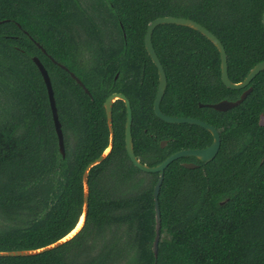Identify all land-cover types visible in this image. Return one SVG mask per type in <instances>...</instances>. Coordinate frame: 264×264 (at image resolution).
Instances as JSON below:
<instances>
[{
    "label": "trees",
    "instance_id": "obj_1",
    "mask_svg": "<svg viewBox=\"0 0 264 264\" xmlns=\"http://www.w3.org/2000/svg\"><path fill=\"white\" fill-rule=\"evenodd\" d=\"M263 12L264 0H0V251L38 249L76 226L85 168L109 144L110 94L130 99L134 152L143 163L212 143L207 129L154 112L159 74L145 47L152 20L180 16L206 26L225 47L230 79L239 82L264 60ZM152 42L167 76L161 110L202 119L221 137L212 160L185 156L165 168L157 253L160 174L130 159L126 107L118 99L113 147L88 174L82 228L57 247L0 256V264H264V70L247 87L231 89L221 79L220 52L198 30L160 24ZM34 56L52 82L64 155ZM248 87L239 104L210 106L237 100Z\"/></svg>",
    "mask_w": 264,
    "mask_h": 264
},
{
    "label": "water",
    "instance_id": "obj_2",
    "mask_svg": "<svg viewBox=\"0 0 264 264\" xmlns=\"http://www.w3.org/2000/svg\"><path fill=\"white\" fill-rule=\"evenodd\" d=\"M262 22L264 25V12L262 15ZM164 23H175V24H179V25H184V26H188L191 27L195 30H198L199 32H201L203 35H205L209 40H211L213 42V44L217 47L218 51L220 52V58H221V79L222 82L229 88L231 89H242L248 86V84L252 81V79L262 70H264V60L256 63L247 73V75L245 76V78L239 82H234L230 79L229 77V73H228V56H227V52L225 50V47L222 43V41L211 31L209 30L206 26H204L203 24L197 22L194 19L191 18H187V17H180V16H161V17H157L154 20H152L147 27L146 33H145V47L147 52L149 53L152 61L154 62V64L156 65L157 69H158V74H159V84H158V89H157V93L154 99V112L155 114L161 118L162 120L166 121V122H170V123H190V124H195V125H199L205 129H207L209 132H211L212 136H213V141L212 143L205 147V148H184V149H180L172 154H170L167 158H165L162 162L156 164V165H148L146 163H143L135 154L134 152V146H133V137H132V121H133V114H132V106L130 103V99L123 93L121 92H114L112 94H110L105 102H104V107H105V113H106V118H107V124H108V128L110 131V136H109V144L108 146L104 149V151L102 152V154L97 157L95 160H93L92 162H90L87 167L85 168V171L83 173V187H84V205H83V212L76 224V226L64 237H62L61 239L57 240L54 243H51L49 245H46L44 247L38 248V249H20V250H10V251H0V256H18V255H31V254H35V253H39L48 249H51L53 247H57L58 245L62 244L63 242H65L66 240L70 239L72 236H74L83 226L85 219H86V215H87V211H88V201H89V187H88V174L90 169L99 164L111 151L112 147H113V143H114V127H113V120H112V109H113V103L118 100L121 99L124 101L125 103V107H126V122H125V146H126V150L127 153L130 157V159L132 160V162L134 163L135 166H137L138 168H140L143 171L146 172H159V179L157 184L155 185L154 188V199H155V218H156V236L153 242V249L155 254L157 253V249H158V243H159V229H160V206H159V192H160V188H161V184L163 181V177H164V171L165 168L175 159L181 158V157H185V156H194L197 159L201 160V161H210L212 160L218 153L219 148H220V144H221V137H220V133L218 131V129L202 120L199 118H195V117H187V116H171L168 114H165L161 108H160V103L161 100L163 98L165 89H166V85H167V76H166V72L165 69L160 61V58L158 57L154 46H153V42H152V34L154 29L160 25V24H164ZM27 33V31H26ZM32 38V37H31ZM36 45L38 47H40L44 52H45V48L38 42L35 41ZM49 57L56 63H58L61 67L65 68L66 70H68V68L62 64L57 62L53 57H51L49 55ZM34 62L36 63V65L38 66L46 87H47V91H48V95H49V101H50V105H51V109H52V114H53V119H54V124H55V129H56V133L58 136V142H59V148L61 153L64 155L65 154V146H64V136H63V131L61 128V123L58 117V111H57V107H56V101H55V96H54V90L52 87V82L49 76V73L47 71V69L45 68L44 64L41 62V60L37 57L34 56L33 57ZM69 71V70H68ZM70 72V75L80 84L83 86V88L85 89L86 92L89 93L88 88L84 85V83L81 81L80 78H78L76 76V74L74 72ZM252 87H248L246 88L242 93L241 96L239 97V99L237 100H228V99H222L216 103H212L210 104L211 107L217 109V110H227L237 104H239L247 95L248 93L251 91ZM167 140H162L161 141V146H164L166 144ZM183 164L186 167L189 168H194L197 167L198 164L195 162H183ZM81 223L80 227L79 223ZM78 228V229H77ZM72 233V234H71ZM71 234V235H70Z\"/></svg>",
    "mask_w": 264,
    "mask_h": 264
},
{
    "label": "bare ground",
    "instance_id": "obj_3",
    "mask_svg": "<svg viewBox=\"0 0 264 264\" xmlns=\"http://www.w3.org/2000/svg\"><path fill=\"white\" fill-rule=\"evenodd\" d=\"M81 223H82V222L79 223V226H78V227H80ZM77 229H78V228H77ZM71 234H72V233H71ZM71 234H70V235H71Z\"/></svg>",
    "mask_w": 264,
    "mask_h": 264
}]
</instances>
